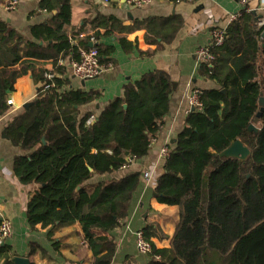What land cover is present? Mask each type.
<instances>
[{
    "label": "trees",
    "instance_id": "1",
    "mask_svg": "<svg viewBox=\"0 0 264 264\" xmlns=\"http://www.w3.org/2000/svg\"><path fill=\"white\" fill-rule=\"evenodd\" d=\"M38 9H57L50 20L30 27L42 45L25 41L0 22V113L7 108L6 91L13 90L18 77L29 72L40 83L30 105L5 127L9 140L26 151L15 156L12 170L20 181L37 184L26 204L30 228L76 223L91 252L90 264H110L116 251L110 231L126 217L143 171L87 181L148 153L174 87L166 72L148 71L125 84L123 96L97 114L81 113L99 92L64 88L66 66L57 58L77 59L89 40L74 44L69 39V0H39ZM259 18L242 11L226 27L223 42L210 46L212 60L199 65V75L216 87L199 89V109L187 112L163 160L152 194L159 203L177 208L179 223L161 248L142 229L151 245L148 264H264V105L259 104L264 99V27L258 25ZM110 20L115 19L95 18L91 23L106 25ZM153 20L159 19L148 23ZM147 33L155 50L174 35ZM94 46L99 56L107 49ZM50 72L54 77L48 80L45 74ZM236 139L250 155L244 161L219 157Z\"/></svg>",
    "mask_w": 264,
    "mask_h": 264
},
{
    "label": "crops",
    "instance_id": "2",
    "mask_svg": "<svg viewBox=\"0 0 264 264\" xmlns=\"http://www.w3.org/2000/svg\"><path fill=\"white\" fill-rule=\"evenodd\" d=\"M8 1L0 0V22L16 30L25 41L42 45L44 42L32 35L30 27L50 20L57 9L39 10V0H18L13 9H6ZM69 1L70 23L66 31L71 43L76 44L87 37L91 46L98 44L107 48L99 56L103 59L100 63L104 70L88 79H79L72 74L71 62L75 59L57 58L58 64L66 66L62 75L64 88L99 92L97 99L81 107V113L89 110L97 114L110 101L123 96L125 84L148 71L162 70L174 84L161 131L151 140L148 153L141 159H132L128 166L118 171L94 175L87 181L90 184L119 178L132 171L148 170L151 173L133 192L126 217L110 231L116 243L110 264H148L151 257L136 248L135 231L146 227L152 234L154 246L161 248L170 242L179 223L177 208L159 203L152 194L164 160L159 157V150L164 146L173 147L189 109L190 93L194 89L216 87L214 82L199 75L201 61L196 51L211 43L216 28L225 32L232 22L229 19L232 14L253 11L264 18V0H148L139 7L126 0ZM95 18L104 22L109 18L115 20L106 25L92 24ZM152 18L159 20L149 24ZM161 21L166 22L160 25ZM147 32H161L164 36L174 32V35L170 41L163 42L162 48L155 50L156 44L146 40ZM147 50L154 52L145 54ZM51 62L46 61L47 67ZM38 86L40 83L35 82L29 72L18 77L13 90L6 91L7 108L0 113V221L8 220L11 224L9 237L0 243L7 249L0 251V264H16L17 257L26 259L27 264H90L91 252L76 223L53 227L37 224L30 228L26 219V204L37 184L24 183L13 173V159L26 151L9 140L5 127L25 102L33 100ZM8 99L12 104L7 103Z\"/></svg>",
    "mask_w": 264,
    "mask_h": 264
},
{
    "label": "built area",
    "instance_id": "3",
    "mask_svg": "<svg viewBox=\"0 0 264 264\" xmlns=\"http://www.w3.org/2000/svg\"><path fill=\"white\" fill-rule=\"evenodd\" d=\"M103 2H109V0H102ZM18 0H9L6 4V9H13ZM128 4L134 6H142L148 2V0H126ZM238 15L232 14L230 16V20L233 21L237 19ZM258 25L264 27V18H259ZM225 37V32L223 29L216 28L213 30L211 35V43L206 46L199 47L196 51V55L201 62H210L213 58L210 46L211 45H220ZM104 66L99 61V53L98 49L95 46H91L88 48H80L78 58L71 62L72 74L79 79H88L95 77L98 75ZM46 79L51 80L54 77L52 72L45 74ZM199 89H194L188 98L189 109H199ZM8 104H12V100H7ZM169 150L167 147H164L160 151V157L165 159L168 156ZM150 176V172L148 170H144L142 173V179L147 180ZM11 233V224L8 220L0 221V243H2L7 237H9ZM135 235V245L136 248L144 254H149L151 252V245L145 239L144 233L142 229H138L134 233Z\"/></svg>",
    "mask_w": 264,
    "mask_h": 264
},
{
    "label": "water",
    "instance_id": "4",
    "mask_svg": "<svg viewBox=\"0 0 264 264\" xmlns=\"http://www.w3.org/2000/svg\"><path fill=\"white\" fill-rule=\"evenodd\" d=\"M56 12V10H55ZM252 13H254L252 11ZM261 37L264 38V30L261 34ZM89 46H91V44H89ZM174 87V84H173ZM31 102H25V104L23 105L24 108H27L30 105ZM259 104L261 106L264 105V99L260 98L259 100ZM263 109V107H261V110ZM260 113V112H259ZM259 113L257 115H259ZM250 129H254L253 125H249ZM219 157H226V158H236L239 159L241 161H244L249 155H250V149L245 146L239 139L234 140L233 142H231L226 148H224L221 152H219ZM15 263L16 264H27V260L24 258H15Z\"/></svg>",
    "mask_w": 264,
    "mask_h": 264
},
{
    "label": "rangeland",
    "instance_id": "5",
    "mask_svg": "<svg viewBox=\"0 0 264 264\" xmlns=\"http://www.w3.org/2000/svg\"><path fill=\"white\" fill-rule=\"evenodd\" d=\"M164 147H165V146H164ZM164 147H161V148H160V150H159V157H160V151H161V149L164 148ZM167 149L169 150L170 148H167ZM160 158H161V157H160ZM150 174H151V173H150Z\"/></svg>",
    "mask_w": 264,
    "mask_h": 264
}]
</instances>
